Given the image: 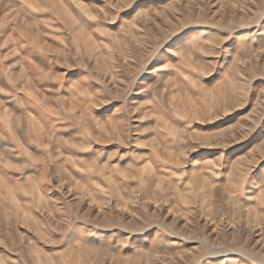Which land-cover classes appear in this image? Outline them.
Listing matches in <instances>:
<instances>
[{"label": "rangeland", "instance_id": "obj_1", "mask_svg": "<svg viewBox=\"0 0 264 264\" xmlns=\"http://www.w3.org/2000/svg\"><path fill=\"white\" fill-rule=\"evenodd\" d=\"M0 264H264V0H0Z\"/></svg>", "mask_w": 264, "mask_h": 264}]
</instances>
